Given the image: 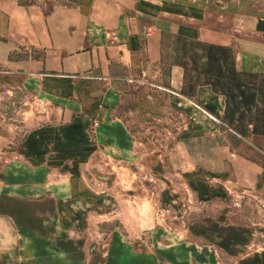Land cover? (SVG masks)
<instances>
[{
    "label": "crops",
    "instance_id": "obj_1",
    "mask_svg": "<svg viewBox=\"0 0 264 264\" xmlns=\"http://www.w3.org/2000/svg\"><path fill=\"white\" fill-rule=\"evenodd\" d=\"M232 4L0 0V72L33 91L44 119L10 152L0 133V216L21 237L0 264H264V218L247 199L230 202L234 187L264 202L263 141L223 124L226 96L209 83L183 93L185 64L161 73L168 34L229 48L237 71L264 73V11ZM144 89L183 117L170 144L129 118ZM169 183L206 211L187 241L162 224L178 202Z\"/></svg>",
    "mask_w": 264,
    "mask_h": 264
},
{
    "label": "rangeland",
    "instance_id": "obj_2",
    "mask_svg": "<svg viewBox=\"0 0 264 264\" xmlns=\"http://www.w3.org/2000/svg\"><path fill=\"white\" fill-rule=\"evenodd\" d=\"M187 1V0H184ZM211 5V10L220 9L224 1L231 0H208ZM232 9L239 10L240 1L245 4L250 12L264 11V0H232ZM243 7V6H242ZM0 17V24L2 22ZM203 44L193 40H187L183 37L168 34L165 36V57L163 68L161 69L162 79L166 80L168 74V66L173 62L185 64L186 82L185 92H190L194 85L198 82H213L222 89L221 79L217 73V66L214 60L210 61L205 57L208 53L207 48ZM217 57L222 59V71L226 76L231 77L232 63L231 59L223 58L222 53H218ZM235 66V62H234ZM236 69V68H235ZM154 70V69H153ZM238 75L230 84H224L225 89H229L232 94V99L229 101V110L222 116V122L225 126L233 128L236 131L242 132L246 128H250L256 139L262 140L264 143V73L261 72H237ZM154 74V71H152ZM9 74L0 72V133L3 135V149L10 152L15 146L44 119L39 115L40 107L38 100H33V91L17 87L13 82H10ZM12 79V78H11ZM240 83L242 87L237 86ZM154 93L151 89H144L142 97L131 100L129 107L136 111V115L130 114L133 123L145 121L148 126H151L152 132L157 143L170 144L179 135V126L183 117L173 110L169 104L163 101V96ZM150 94V98L147 95ZM128 117V116H127ZM136 118V120H135ZM7 147V148H6ZM170 171V170H168ZM177 189L178 202H170L168 211H164L162 215L167 218L162 223L167 230V235L173 240H185L190 238L186 234V226L194 217L206 214V211L192 207L196 202L191 191L186 187H178L169 183L166 193L175 195ZM230 202L238 206L241 199H247L249 206L253 209L252 215L254 218H264V208L261 207L264 202L257 198L251 192L234 187L231 190ZM167 197V198H168ZM171 198V197H170ZM170 200V199H169ZM262 208V209H261ZM210 212V211H209ZM239 220L241 214H235ZM174 236V237H172ZM200 243V247H202ZM185 250H191V245L185 246ZM207 252L202 249V253ZM208 257V253H205ZM210 257V256H209Z\"/></svg>",
    "mask_w": 264,
    "mask_h": 264
},
{
    "label": "trees",
    "instance_id": "obj_3",
    "mask_svg": "<svg viewBox=\"0 0 264 264\" xmlns=\"http://www.w3.org/2000/svg\"><path fill=\"white\" fill-rule=\"evenodd\" d=\"M202 46H204L205 48H207L208 53H206V56L204 55V58L207 57L209 58L210 61L214 60L216 62V66H217V73L219 75V77L221 79H224L225 82H221V88H219L215 83L208 81L207 83H209L213 89L217 92H220L222 94H224L226 96V112L229 110V101L232 99V94L230 93L229 89H225L224 84H230L232 82V80H234V78L238 75V71L235 69L234 66V57H233V53L229 48H225V47H220V46H216V45H212V44H203ZM222 53L223 58L226 60L227 58L231 59V63H232V68H231V77L226 76L223 71H222V67H223V63L222 59L217 57L218 53ZM225 64V63H224ZM227 65V64H225ZM185 79H186V73H185ZM237 86L242 87V85L240 83H236ZM183 93H186L185 91H183Z\"/></svg>",
    "mask_w": 264,
    "mask_h": 264
},
{
    "label": "clouds",
    "instance_id": "obj_4",
    "mask_svg": "<svg viewBox=\"0 0 264 264\" xmlns=\"http://www.w3.org/2000/svg\"><path fill=\"white\" fill-rule=\"evenodd\" d=\"M138 211L141 216H146L150 211V204L145 201L143 205L139 206ZM0 250H8L11 246L15 245L17 240L20 239V233L17 230L11 218L0 216Z\"/></svg>",
    "mask_w": 264,
    "mask_h": 264
}]
</instances>
